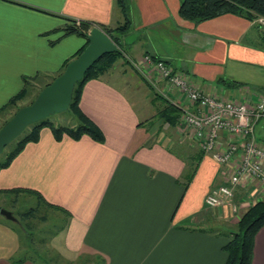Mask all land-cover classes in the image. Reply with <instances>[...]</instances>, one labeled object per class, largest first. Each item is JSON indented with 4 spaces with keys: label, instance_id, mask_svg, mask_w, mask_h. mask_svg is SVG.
<instances>
[{
    "label": "crops",
    "instance_id": "1",
    "mask_svg": "<svg viewBox=\"0 0 264 264\" xmlns=\"http://www.w3.org/2000/svg\"><path fill=\"white\" fill-rule=\"evenodd\" d=\"M180 1L125 0L124 16L116 0H0V108L24 86L22 76L33 94L83 45L85 37L64 33V26L88 21L102 29L129 20L120 58L80 90L78 106L101 138L56 137L42 126L0 166V194L24 201L34 195V210L42 204L55 217L49 236L36 240L56 259L94 254L102 264H224L223 246L256 200L257 182L241 181L236 210L206 206V193L221 181L218 162L180 121L160 116L166 101L129 60L155 77L142 55L165 60L207 94L241 101L264 94V30L233 12L184 19ZM257 123L264 143V120ZM24 212L20 219L36 216ZM15 223L0 214V264H35L28 258L33 232L25 229L22 241ZM250 264H264V224Z\"/></svg>",
    "mask_w": 264,
    "mask_h": 264
},
{
    "label": "built area",
    "instance_id": "2",
    "mask_svg": "<svg viewBox=\"0 0 264 264\" xmlns=\"http://www.w3.org/2000/svg\"><path fill=\"white\" fill-rule=\"evenodd\" d=\"M252 21L264 30L263 15L255 16ZM129 60L152 90L177 108L184 131L197 140L201 151L218 162L221 181L206 193V206L230 205L236 210L233 197L241 181L257 182L255 198H264V143L257 140L254 132L256 123L264 120V94H258L253 101L207 94L165 60L148 53L142 55L143 62L150 67L153 64L157 77L147 66ZM169 91L175 95L171 96Z\"/></svg>",
    "mask_w": 264,
    "mask_h": 264
},
{
    "label": "trees",
    "instance_id": "3",
    "mask_svg": "<svg viewBox=\"0 0 264 264\" xmlns=\"http://www.w3.org/2000/svg\"><path fill=\"white\" fill-rule=\"evenodd\" d=\"M116 4L120 11L126 15V4L125 0H116ZM224 12H233L246 16L249 19H253L257 15L264 16V0H181L178 7V14L190 21H200L212 16H215ZM129 20L127 17L124 18L121 25H116L115 27L102 26L104 32L112 39L116 44L118 49L114 52L104 53L101 55L91 66L84 72L82 77L77 80L73 86L71 99L66 110L73 111V117L75 122L73 124H54L48 117H44L34 123L29 124L23 130V135L16 141L15 146L8 152L6 158L0 161V166H5L11 157H13L22 147V145L29 141L34 140L37 137V131L42 126H49L56 137H60L61 134H68L72 137H79L80 135L86 133L94 138H101V132L98 127L86 117L78 106V100L80 95V90L83 82L89 77H95L102 73L110 62L114 61L115 58L121 53V35L128 28ZM91 23L88 21H79L78 24L72 23L67 24L63 27L64 33H78L85 37L83 45L74 53L71 57H75L88 43L87 31L90 29ZM70 59L64 62L61 71L64 69L66 63ZM60 71V72H61ZM59 72V73H60ZM58 73V74H59ZM45 82L49 83L53 78ZM24 86L13 95L8 102L0 108V111L7 110L9 106H13V111L8 117L23 104H17L16 101L23 98L27 92L28 84H30L29 77L22 76ZM44 84V85H45ZM42 88L39 87L35 92ZM35 97V96H34ZM33 99V98H32ZM29 100L28 103L30 101ZM160 116L167 121L177 122L179 121V111L176 107L171 104L165 105L160 113ZM4 119L0 126L7 120ZM201 150V149H200ZM203 153V152H202ZM204 154V153H203ZM199 158V156H198ZM191 174V173H190ZM19 191V189L14 190ZM20 192V191H19ZM39 199V196L36 195ZM34 208L28 209V211L23 214L31 215L33 214ZM264 224V198H257L254 200L239 216L236 223V229L230 232L227 241L225 242L223 249L226 252V260L224 264H250L252 258L253 250V240L254 235L257 230ZM101 263V261L99 260ZM102 264V263H101Z\"/></svg>",
    "mask_w": 264,
    "mask_h": 264
},
{
    "label": "water",
    "instance_id": "4",
    "mask_svg": "<svg viewBox=\"0 0 264 264\" xmlns=\"http://www.w3.org/2000/svg\"><path fill=\"white\" fill-rule=\"evenodd\" d=\"M86 36L88 39L86 46L37 92L32 101L17 108L0 126V152L29 124L52 113L66 110L75 82L101 55L118 49L112 39L97 25L91 27ZM0 214L8 220L17 222L16 216L6 208L0 207Z\"/></svg>",
    "mask_w": 264,
    "mask_h": 264
},
{
    "label": "rangeland",
    "instance_id": "5",
    "mask_svg": "<svg viewBox=\"0 0 264 264\" xmlns=\"http://www.w3.org/2000/svg\"><path fill=\"white\" fill-rule=\"evenodd\" d=\"M121 23H123V21ZM121 23H119V24L121 25ZM122 49L123 48H121V53H122ZM121 53L115 58L114 61L109 63V65L107 66L106 69H108L109 67L114 65L115 61L120 58ZM141 77H142V75H141ZM142 79L148 85L147 81L143 77H142ZM28 85H30V84H28ZM37 89H39V88L33 89V92H32L33 94H31V95H30V91H29L30 88L27 89V92H26L27 98L25 96V97L17 100L16 105L17 104H19V105L20 104H27L29 100L34 98L35 92L37 91ZM153 93L156 94L154 91H153ZM161 98L164 99L163 97H161ZM165 105H169V103L165 102ZM13 110H14L13 106H9V108H7V110L0 111V124L4 119L9 118L8 116L11 113V111H13ZM47 117L54 124H60V123L61 124H72L74 122L72 110H63L60 112H55V113L48 115ZM256 125H258V123ZM256 125H255V129H254L255 136H257V138H261L263 135H258V132L256 130ZM23 131L3 147L2 151L0 152V161L4 160L6 158V155H8V152L10 150H12V148L15 146L16 141H18V139L26 132L25 131L23 133ZM195 160H196V158H195ZM0 200H2L0 202V207L6 208V209L12 211V213L16 216V218H18L17 222H16L17 224L15 223V225L17 228V232L20 235L22 241H24L22 239V237L24 235L25 229L26 230H32L33 235H30V239L36 245V248H35L34 244H31L30 250L28 251V255H30L31 257H28V258L34 260L35 264H101L99 262V259H95L94 254L92 257L88 256V255H80L79 257L73 256V258H74L73 260L72 259L67 260L64 257H61L60 259L59 258L56 259L53 256H51V255H54L52 249H50L46 245H41V244L37 245L36 239H38V237L41 236L43 238H47L49 236V234L51 232L50 221L52 219H55V217L51 215L50 211L48 209H46L44 205L39 204L38 208H36L34 210L35 214H36V216H34V218H27L26 220L20 219V216H21L20 214L22 212L29 209L30 207L35 208V205L37 204V199L34 195L28 196V199L26 201H24L22 199L19 200V199L15 198V196L12 194H7V195L0 194ZM246 208H244L242 210V212ZM48 220H49V222H47ZM56 221H58V219H56ZM28 236H29V233L27 234V238H29ZM21 244H23V243L20 242V246H21Z\"/></svg>",
    "mask_w": 264,
    "mask_h": 264
}]
</instances>
